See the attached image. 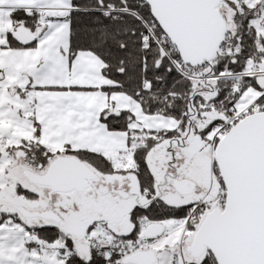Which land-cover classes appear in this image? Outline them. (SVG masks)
Segmentation results:
<instances>
[{
    "label": "snow or ice",
    "instance_id": "6c2138e0",
    "mask_svg": "<svg viewBox=\"0 0 264 264\" xmlns=\"http://www.w3.org/2000/svg\"><path fill=\"white\" fill-rule=\"evenodd\" d=\"M0 264H264V0H0Z\"/></svg>",
    "mask_w": 264,
    "mask_h": 264
}]
</instances>
